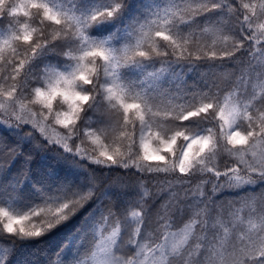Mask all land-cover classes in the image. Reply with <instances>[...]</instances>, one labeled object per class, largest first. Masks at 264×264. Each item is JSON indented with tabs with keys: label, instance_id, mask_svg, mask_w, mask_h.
Wrapping results in <instances>:
<instances>
[{
	"label": "snow or ice",
	"instance_id": "obj_1",
	"mask_svg": "<svg viewBox=\"0 0 264 264\" xmlns=\"http://www.w3.org/2000/svg\"><path fill=\"white\" fill-rule=\"evenodd\" d=\"M127 7L0 0V125L94 166L86 190L23 212L0 206V233L12 248L42 237L110 179L123 191L81 238L89 250L68 264H264V0H167L145 9L118 47L89 35ZM49 55L66 62L37 66ZM173 64H206L210 78L172 93L162 79L182 80ZM228 64L240 74L217 79ZM128 66L141 78L124 79ZM181 121L195 132L177 130ZM18 145L0 140L12 156ZM226 189L244 195L221 200ZM9 251L0 248V264H11Z\"/></svg>",
	"mask_w": 264,
	"mask_h": 264
},
{
	"label": "trees",
	"instance_id": "obj_2",
	"mask_svg": "<svg viewBox=\"0 0 264 264\" xmlns=\"http://www.w3.org/2000/svg\"><path fill=\"white\" fill-rule=\"evenodd\" d=\"M84 2L85 0H61L62 4L69 8L75 7L77 10H80ZM166 2L167 0H128V7L120 15L91 25L88 29L89 35L98 40H107L113 46L118 47L126 41L133 21L138 16H142L145 9L154 5L163 6ZM105 3H108V0H90L93 6ZM215 15L219 13L216 12ZM7 24V20L0 19V30L5 29ZM49 61L57 63L58 66L66 62L63 57L49 55L41 57L37 61V66ZM156 67L159 68L161 65L158 63ZM173 68L182 76V80H173L168 73H165L162 79V86L172 93H177V84L188 91L203 88L205 80L210 78L208 76L210 69L206 64L198 66L173 64ZM233 74H240L238 65L228 64L215 72L217 79L220 80H230L234 78ZM140 75L141 69L136 66L122 69V77L126 80H138L141 78ZM177 94L182 95V93ZM173 103L182 104L185 101L174 99ZM89 112L91 113V110ZM195 119L197 118H190V120ZM178 123L184 127L177 130L186 131L188 134L196 130L187 121ZM18 135L6 126L0 125V140L7 143L18 140L21 153L12 156L0 150V206L8 207L11 211L23 212L42 206L48 197H66L74 192L86 190L88 172L94 168L93 165L73 154L63 153L60 149L35 148V141L19 140ZM36 135L39 136V133ZM182 142V138L178 139L174 147L178 148ZM117 171L120 170H113L111 175L115 177ZM120 176H124L123 171L120 172ZM134 179L135 177H124V182H131ZM196 182L198 181H193V183ZM109 183L110 179L105 180L97 189L96 196L75 216L42 237L24 241L17 240L15 247L12 248V238L0 233V248L10 249L8 258L11 264H50L52 260H56L57 264H66L77 252L84 255L89 249L87 243L81 238L90 234L89 229L98 217L101 207L107 205L110 200L119 198L123 191L117 184L109 185ZM207 187L210 190L211 185ZM245 187L248 191H252L251 187ZM256 191L259 192V188H256ZM236 192L244 195L242 190L226 189L223 196L219 193L217 196L221 200L234 199ZM163 197L162 193L157 198V202H161ZM181 222V219H177V226Z\"/></svg>",
	"mask_w": 264,
	"mask_h": 264
},
{
	"label": "rangeland",
	"instance_id": "obj_3",
	"mask_svg": "<svg viewBox=\"0 0 264 264\" xmlns=\"http://www.w3.org/2000/svg\"><path fill=\"white\" fill-rule=\"evenodd\" d=\"M3 207V206H2ZM92 225H93V223H92ZM92 225H91V227H92ZM182 225V222L179 224V226H181ZM66 264H68V262L66 263Z\"/></svg>",
	"mask_w": 264,
	"mask_h": 264
}]
</instances>
